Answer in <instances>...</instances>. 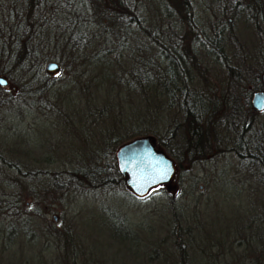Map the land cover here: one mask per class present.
Here are the masks:
<instances>
[{"label":"trees","instance_id":"trees-1","mask_svg":"<svg viewBox=\"0 0 264 264\" xmlns=\"http://www.w3.org/2000/svg\"><path fill=\"white\" fill-rule=\"evenodd\" d=\"M151 1L157 6L154 8L160 17L176 16L179 26L186 28L185 34L190 35L196 22L192 0ZM140 10L134 0H0V74L17 76L18 93L30 99L37 96L40 100L50 95L54 74H41L40 66L43 61L56 58L64 61L71 74L75 72L81 81L88 83L86 92L95 98L94 106H89L86 119H83L92 126L89 133L92 144L80 150L82 157L73 164L35 166L20 160L17 155L6 156L3 153L6 133L0 128V135L4 137L3 140L0 138V208L2 202H6L17 210L24 204L22 201L30 197L33 211L41 214L50 203L72 190L89 192L116 186L122 188L113 150L123 139L140 134L151 135L153 143L174 157L179 167L231 150L242 164L260 167L264 185V121L257 118L258 110L249 101L251 90L261 86L260 72L264 71V66L245 71L223 57L224 37L216 15L222 17L223 9L215 0L210 3L212 19L205 25L204 21L201 27L198 25L196 33L199 35L198 46L222 57L225 87L220 94L208 87H196V81L190 75L192 65L204 75L206 68L191 56L188 65L176 45L161 42L155 36L159 33L156 27H151L153 19L144 16ZM227 10L232 18L243 11L255 24L264 15V0H231ZM228 30L233 35L231 27ZM131 36L139 37L141 43V38L148 41L141 45L144 55L133 56L138 64L131 63L130 78L126 79L109 66L111 60L106 57L105 50L114 40L120 48ZM152 40L157 44L150 43ZM50 49L53 53L48 54ZM180 49L186 54L191 48L185 45ZM89 60L97 61L101 68L86 69ZM117 82L125 85L116 89ZM59 97L60 94L59 101H64ZM6 100L0 85V111ZM158 110L164 116L155 120L152 114ZM134 115L138 116L139 124L133 127L130 122ZM13 133V145H22L23 133ZM43 158L48 157L38 154L34 161H43ZM5 188H9L10 196L3 198ZM177 214L172 210L169 220L174 252L171 259L174 264H190L189 229L181 228ZM115 215L117 213L108 217L114 227L129 228L133 234L131 238H140L136 229L123 223V217ZM20 228L17 224L0 222L1 235L6 233L7 241H10L7 244L13 243L17 234L22 235ZM60 232L65 243L73 244L69 230L63 228ZM6 247L1 244L2 249ZM201 250L203 254L200 255L206 253L211 264L219 263L216 255L204 252L203 246ZM69 264H74L72 258ZM225 264H264V244L248 260L237 256Z\"/></svg>","mask_w":264,"mask_h":264},{"label":"rangeland","instance_id":"rangeland-1","mask_svg":"<svg viewBox=\"0 0 264 264\" xmlns=\"http://www.w3.org/2000/svg\"><path fill=\"white\" fill-rule=\"evenodd\" d=\"M134 1L137 7H141L140 13L153 19L151 27H156L159 33L155 36L161 42L168 46L176 45L188 65L191 56L206 68L204 75L192 65L190 75L196 81L195 86L202 89L208 87L220 94L225 87L222 57L213 54L210 49L205 52V47L198 46L199 35L196 33L198 25L201 27L204 21L205 25L208 19H212L210 3L215 0H192L196 22L190 35L185 34L186 28L179 26L176 16L160 17L155 11L157 6L154 5V8L151 0ZM216 2L223 9L222 17L216 13L224 37L223 57L245 71L263 67L264 15L254 24L243 11L234 18L230 16L227 9L231 0ZM230 27L233 35L228 33ZM139 37H127L120 48L114 40L109 44L111 47L105 50L106 57L111 60L109 66L123 74V78H130L129 66L135 63L133 56L144 55L141 45L148 40L141 38V43ZM150 43L157 44L153 40ZM185 45L191 48L186 54L180 49ZM47 53L53 51L50 49ZM50 59L56 60L60 69L53 75L51 94L42 100L18 93L14 73L9 76L0 74L6 79L1 86L7 98L1 107L3 111H0V128L6 133L3 149L6 156L17 155L20 160L35 166L59 167L78 161L82 157L80 150L92 144L89 137L92 126L83 119H86L89 106H94L95 98L86 92L88 83L82 82L75 72L71 74L63 60ZM45 61L40 66L41 74H45ZM85 67L93 70L101 68L93 60L86 62ZM116 84V89L125 85L123 82ZM260 87L262 83L256 88ZM59 94V98L66 102L59 101ZM152 116L159 120L164 113L158 110ZM256 116L264 121V108L258 110ZM130 124L133 127L139 124L137 115L132 116ZM13 131L23 133L25 139L22 145H13ZM0 138L3 140V135ZM38 154H46L48 158L35 162ZM239 161L237 155L228 150L192 164L184 163L181 167L175 162L170 190L159 185L141 197L133 196L124 186L89 192L72 190L50 203L41 214L33 211L30 197H26L17 210L2 202L0 222L20 225L19 231L23 236L17 234L13 243L7 244L10 241H7L6 233H0V264H69L71 258L74 264H174L169 225L172 210L178 213L181 228L189 229L190 264H211L206 253L203 258L200 255L203 254L202 246L204 252L216 255L218 264L230 262L237 256L248 260L264 244V185L258 165ZM9 192V188H5L2 197L10 196ZM111 212L117 213L116 217H123V223L136 229L140 238H131L133 234L129 228L114 227L108 219L113 216ZM63 228L71 232L73 244L63 241L60 232ZM1 244L8 247L2 249Z\"/></svg>","mask_w":264,"mask_h":264},{"label":"water","instance_id":"water-1","mask_svg":"<svg viewBox=\"0 0 264 264\" xmlns=\"http://www.w3.org/2000/svg\"><path fill=\"white\" fill-rule=\"evenodd\" d=\"M59 68L58 62L53 59L43 63L47 74H55ZM260 79L262 87L252 89L249 98L255 110L264 108V71L260 72ZM5 83L6 79L0 75V85ZM113 160L124 187L134 196H144L159 185L165 190L172 187L175 161L162 147L153 143L149 134L135 135L118 143L113 150Z\"/></svg>","mask_w":264,"mask_h":264}]
</instances>
